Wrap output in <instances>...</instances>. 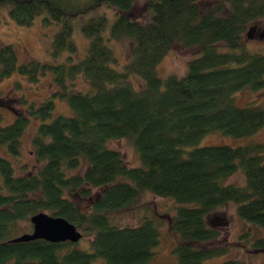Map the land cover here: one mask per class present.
Masks as SVG:
<instances>
[{
    "label": "trees",
    "instance_id": "1",
    "mask_svg": "<svg viewBox=\"0 0 264 264\" xmlns=\"http://www.w3.org/2000/svg\"><path fill=\"white\" fill-rule=\"evenodd\" d=\"M0 6L19 25L37 16L44 25L57 24L52 54L61 56L56 63H18L12 44L0 45V81L17 71L35 84L51 72L54 85L40 104L23 96V111L9 106L11 122L0 113V148L12 157L20 156L31 119L38 121L30 135V168L16 169L0 153V264L148 263L161 238L156 219L134 226L111 222V214L145 191L175 202L178 264L226 253L209 245L221 235L212 214L226 203L236 204L240 219L264 227V143L195 145L213 130L246 137L264 127V105L235 103L241 89L264 87V54L246 51L243 43L248 28L264 17V0H144L140 8L136 0H0ZM76 24L87 41L77 59ZM120 40L130 44L124 62L112 47ZM175 44L195 55L183 75L161 76L157 66ZM56 99L72 114H53ZM120 138L131 141L138 165L108 146ZM237 172L243 184L229 181ZM77 196L90 200L88 209ZM38 212L92 235L89 246L12 242ZM254 245L264 247V238Z\"/></svg>",
    "mask_w": 264,
    "mask_h": 264
},
{
    "label": "rangeland",
    "instance_id": "2",
    "mask_svg": "<svg viewBox=\"0 0 264 264\" xmlns=\"http://www.w3.org/2000/svg\"><path fill=\"white\" fill-rule=\"evenodd\" d=\"M136 3L137 7L140 8L144 0H136ZM57 28V24L44 25L41 16L35 17L30 25H19L8 14V8L0 6V45L12 44L17 54L18 63L31 59L47 63L60 62L61 56L56 58L52 54V41ZM73 38L79 49L78 54L74 56L77 59L84 55L87 45V41L81 34L78 24L75 25ZM243 43L246 51L264 54V17L252 25L251 31L248 28ZM112 44L118 61L124 62L129 52V42L120 40L114 41ZM194 55L195 50L193 48H181L175 44L159 62L157 66L158 73L161 76L168 74L183 75L188 60ZM16 82L19 83V86L15 85ZM53 88V75L51 72L41 76L35 84L30 83L26 76L19 74L17 71L1 80L0 113L4 118V122H11L15 117V113L9 106L14 107L17 112L25 109L26 105L19 101L20 97L24 96L28 101L40 104L51 94ZM235 103L238 106H244L247 103L264 105V87L258 90L241 89L235 95ZM53 114L71 115L72 110L65 101L56 99ZM37 124L38 121L36 119H31L26 132L22 136L20 156H9L3 148H0V153L10 157L16 169L21 166L30 168L35 163L31 152L30 135L34 132ZM253 143H264V127L246 137H234L220 130H213L207 132L195 145L226 144L238 146ZM108 146L119 150L128 165L136 166L139 164L138 154L129 139H111L108 142ZM189 147H192V145ZM229 181L243 184L244 178L241 173L237 172L229 178ZM75 200L81 208H89L90 200L82 199L79 196ZM174 212L175 202L172 199L156 196L151 192L145 191L141 193L131 206L111 214V222L120 226H134L139 224L145 217L155 218L161 231V238L154 249L153 257L146 264H178L172 251L173 247L178 243V237L171 230V218ZM212 224L217 226L221 235L209 245L223 247L227 250L222 255L206 259L202 264H221L222 261L228 259H238L242 264H264V247L258 248L254 245L257 239L264 238V227L240 219L236 213V204L234 202H229L219 207L212 214ZM30 232H32V224L29 221L23 223L14 236ZM80 232L82 233V231ZM91 238L92 235L90 234L82 235L74 244L79 248H87ZM92 264L106 263L103 259L96 258Z\"/></svg>",
    "mask_w": 264,
    "mask_h": 264
},
{
    "label": "water",
    "instance_id": "3",
    "mask_svg": "<svg viewBox=\"0 0 264 264\" xmlns=\"http://www.w3.org/2000/svg\"><path fill=\"white\" fill-rule=\"evenodd\" d=\"M29 220L32 224V232L16 236L11 239L12 242L43 239L52 243L65 241L75 243L82 236L76 226L63 217L38 212L33 214Z\"/></svg>",
    "mask_w": 264,
    "mask_h": 264
}]
</instances>
